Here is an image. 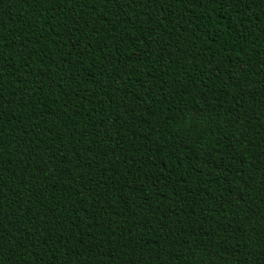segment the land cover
Returning <instances> with one entry per match:
<instances>
[{
  "label": "trees",
  "instance_id": "16d2710c",
  "mask_svg": "<svg viewBox=\"0 0 264 264\" xmlns=\"http://www.w3.org/2000/svg\"><path fill=\"white\" fill-rule=\"evenodd\" d=\"M0 264H264V0H0Z\"/></svg>",
  "mask_w": 264,
  "mask_h": 264
},
{
  "label": "snow or ice",
  "instance_id": "6c2138e0",
  "mask_svg": "<svg viewBox=\"0 0 264 264\" xmlns=\"http://www.w3.org/2000/svg\"><path fill=\"white\" fill-rule=\"evenodd\" d=\"M224 2H227V0H224ZM196 118H199L198 116Z\"/></svg>",
  "mask_w": 264,
  "mask_h": 264
}]
</instances>
